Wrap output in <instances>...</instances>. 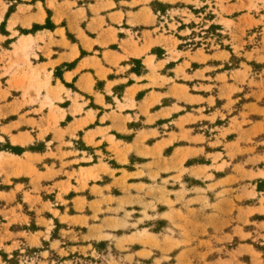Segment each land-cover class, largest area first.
<instances>
[{
	"label": "rangeland",
	"instance_id": "374dc122",
	"mask_svg": "<svg viewBox=\"0 0 264 264\" xmlns=\"http://www.w3.org/2000/svg\"><path fill=\"white\" fill-rule=\"evenodd\" d=\"M55 3L0 0V264H264V0H133L165 60L138 95L141 60L95 77L120 116L143 102L110 135L61 122L44 37L19 52Z\"/></svg>",
	"mask_w": 264,
	"mask_h": 264
},
{
	"label": "crops",
	"instance_id": "0c3cea01",
	"mask_svg": "<svg viewBox=\"0 0 264 264\" xmlns=\"http://www.w3.org/2000/svg\"><path fill=\"white\" fill-rule=\"evenodd\" d=\"M34 8L37 10L23 20L24 23L31 21L26 29L32 30L34 25H38V29L23 35V38L31 37L34 43V39L44 37V41L37 42L34 48L36 58H33V65L40 69L43 66H54L53 69H48L53 78V86H57L59 82L64 89L61 93L63 100L58 106L65 112V118L61 122L70 120L71 127H74L88 121L85 126L78 128L79 133L108 130L110 135L117 129L115 121H125L128 116L133 117L135 110L143 112L142 101L137 103L135 110L126 109L122 116L117 111L114 97V103L110 104L107 97L101 95L104 105L99 103L95 77L103 81L99 75L104 70L117 67L119 56L125 59L119 60L121 66L126 61L141 60L145 68L141 73H130L129 79H125V94L136 86L140 88L137 95L144 91L146 78L151 76L148 60H152L149 64L152 65L153 62L154 66L165 60L153 52L159 37L154 29H148L152 24H148L147 19L154 21L148 17L151 11L149 7L141 4L134 6L133 0H56L53 8V28L43 27L48 19L46 11L43 8L41 11L38 5ZM130 33L136 34L137 39L134 42L137 46L131 42ZM50 47L52 55L49 57L46 52ZM59 71L61 75L57 76ZM135 78L141 80V83L136 84ZM145 96L143 100L149 97L148 94ZM118 100L121 104L126 101L124 97ZM97 123L101 125L98 126ZM117 138L115 137L116 140ZM106 139L97 138V141L106 142Z\"/></svg>",
	"mask_w": 264,
	"mask_h": 264
},
{
	"label": "bare ground",
	"instance_id": "6f19581e",
	"mask_svg": "<svg viewBox=\"0 0 264 264\" xmlns=\"http://www.w3.org/2000/svg\"><path fill=\"white\" fill-rule=\"evenodd\" d=\"M33 43V39L31 37H29L28 39H24L20 45V48H19V52L24 56V58L26 60H30L29 59V49H30V46L31 44ZM18 52V51H17ZM30 63V62H29ZM38 76L37 75H33L32 77V81H36L38 80ZM33 87V86H32ZM39 91H38V95H39Z\"/></svg>",
	"mask_w": 264,
	"mask_h": 264
}]
</instances>
